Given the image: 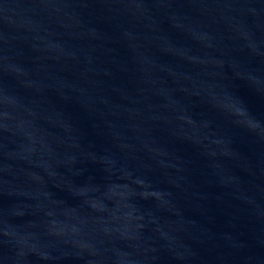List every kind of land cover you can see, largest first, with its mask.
<instances>
[{
  "label": "water",
  "instance_id": "1",
  "mask_svg": "<svg viewBox=\"0 0 264 264\" xmlns=\"http://www.w3.org/2000/svg\"><path fill=\"white\" fill-rule=\"evenodd\" d=\"M0 264H264V0H0Z\"/></svg>",
  "mask_w": 264,
  "mask_h": 264
}]
</instances>
